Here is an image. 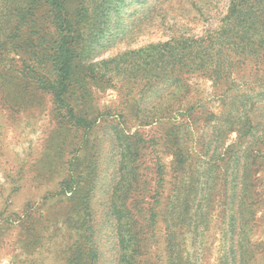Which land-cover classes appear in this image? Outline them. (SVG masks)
Returning a JSON list of instances; mask_svg holds the SVG:
<instances>
[{"label": "rangeland", "instance_id": "1", "mask_svg": "<svg viewBox=\"0 0 264 264\" xmlns=\"http://www.w3.org/2000/svg\"><path fill=\"white\" fill-rule=\"evenodd\" d=\"M170 1L166 15L153 18L144 19L143 10L152 0L125 7L119 35L104 39L85 60H112L105 77L81 75L92 94L83 110L94 105L107 116L76 153L80 134L58 116L51 95L12 71L50 30L48 6L0 0V81L3 68L11 71L0 86V264H129L109 212L118 188L117 202L145 216H136L142 241L134 264H169L172 242L181 264H264V82L241 77L243 69L221 79L200 70L165 79L124 70L132 52L217 26L229 4ZM248 122L253 134L240 137ZM136 133L134 152L127 145ZM236 143V159L223 161ZM126 152H134L132 159ZM89 164L92 175H82ZM74 172L76 192L60 193ZM178 190L176 215L168 214Z\"/></svg>", "mask_w": 264, "mask_h": 264}, {"label": "trees", "instance_id": "2", "mask_svg": "<svg viewBox=\"0 0 264 264\" xmlns=\"http://www.w3.org/2000/svg\"><path fill=\"white\" fill-rule=\"evenodd\" d=\"M43 1L48 6L47 21L50 30L42 36L41 43L30 46L28 59H22L20 68L12 69V71L17 73L15 77L18 80H27L38 90L51 95L58 116L80 134V143L76 151L79 153L89 130L100 118L107 116V112L94 105L83 110L86 108L85 102L92 99V94L87 93L89 90L81 75L89 71L92 75L105 77L112 60L86 61L91 57L96 45L101 44L106 38L119 35L123 27L120 20L123 19L125 7L134 3H145L148 0ZM191 2L196 4V0ZM72 3L76 4L74 8L71 6ZM166 7H171L170 0H152L143 8L144 19L147 15L153 18L155 13L159 16L166 15L164 14ZM112 29L118 33L110 34ZM132 55L134 58L124 70L129 73L135 71L140 76L165 79L172 78L180 70H200L221 79L225 75H233L239 69H243L246 72L241 77L251 79L256 77L258 81L264 82V0H229L227 11L220 19V23L208 28L205 33L174 36L169 40L132 52ZM140 62L142 64H139ZM10 72L9 68L6 70L3 68L0 86H4L11 79ZM80 81L82 90L79 89ZM261 96L264 98V92ZM89 111H93L96 116L90 117ZM254 129L251 122H248L238 134L240 137H247L253 134ZM129 138L128 149L138 151L139 135L136 133L133 136L134 140ZM175 138L177 143L180 138L179 130L176 131ZM235 145L237 143L225 149L221 157L223 161L231 162L232 157L236 159ZM132 154L126 152L124 156L132 159ZM73 159L68 161L70 167ZM89 165L82 175H86L88 171L92 175L90 170L92 165ZM76 177L78 176L74 172L70 179L63 181L60 193L76 192L79 183ZM91 180L92 178L86 176L84 181L90 184ZM160 181L164 182L163 172L160 173ZM116 192L109 206V212L115 219L120 244L125 249L123 255L126 256L129 264H134L132 262L134 252L136 247L141 246L137 244L142 241L139 237L142 230L137 225L139 221L136 216L137 214L143 216V219L145 216L140 208L135 214L124 207V204L118 203L117 200H121V197L117 196ZM180 202L181 192L178 190L168 208V214L176 215L177 203L179 205ZM148 210L149 220H154L156 211L152 208ZM86 215H90L88 210ZM234 220L230 215L231 230H234L236 226ZM123 227H127L125 234ZM92 232L93 227L89 223L85 228L86 241L90 240ZM76 243L79 248L77 241ZM168 262L169 264L182 263L173 242L168 248Z\"/></svg>", "mask_w": 264, "mask_h": 264}]
</instances>
